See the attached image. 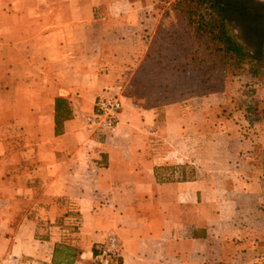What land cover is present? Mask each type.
<instances>
[{
  "label": "crops",
  "instance_id": "crops-1",
  "mask_svg": "<svg viewBox=\"0 0 264 264\" xmlns=\"http://www.w3.org/2000/svg\"><path fill=\"white\" fill-rule=\"evenodd\" d=\"M152 9L0 0V264H97L108 234L110 264H249L264 168L238 127L201 99L122 94L138 74L158 88ZM100 91L122 103L107 136L85 124Z\"/></svg>",
  "mask_w": 264,
  "mask_h": 264
},
{
  "label": "rangeland",
  "instance_id": "rangeland-1",
  "mask_svg": "<svg viewBox=\"0 0 264 264\" xmlns=\"http://www.w3.org/2000/svg\"><path fill=\"white\" fill-rule=\"evenodd\" d=\"M144 1L152 4L151 18L157 19L153 21L154 24L151 27L153 36L149 49L176 52L180 50L179 47L188 43V32L185 35L184 20H181L184 11L180 13L176 10V5L184 3V0ZM258 1L264 3V0ZM231 25L234 26L233 22ZM142 32L144 35V28ZM229 33L242 47L241 51L249 55L248 58L241 57L242 60H240L243 62L238 64L237 68L234 67L231 70L228 60L223 59L221 52L216 51L215 47L219 44L215 41L201 40L199 42L197 39H190L195 48L199 46L195 53L202 58V62L207 59L206 55H211L208 60L221 61L222 59L224 62L222 65H226L227 69L219 67L218 64L216 65L218 66L216 73H206L207 70L203 69L202 72L205 73L187 74L182 78L179 75H170V82L159 81L153 77L151 83L158 88L151 93L148 92L146 96L152 99L148 100L149 103L150 101L159 103L162 101V96L171 95L172 92L179 93L181 91L180 86L184 85L182 86L184 87L183 90L187 92H183L181 98L201 99L197 100L201 101V107H208L209 109H202L203 113L231 120L238 127L241 136L247 141L248 150L254 152L252 157L250 156V161L255 160L264 168V58L258 49V37L251 32L246 33L244 30L237 32L234 27H229ZM166 38L175 40L168 43ZM179 38L181 39L179 40ZM159 85L160 87L163 85V91L159 89ZM174 86L175 88H173ZM165 87L170 89L165 91ZM255 222L258 223V226H253L254 222L250 223V226L258 227L263 232L258 239L256 238L254 242L248 244V248L252 250L250 249V254L248 258L244 259V262L264 264V217L257 218Z\"/></svg>",
  "mask_w": 264,
  "mask_h": 264
},
{
  "label": "trees",
  "instance_id": "trees-1",
  "mask_svg": "<svg viewBox=\"0 0 264 264\" xmlns=\"http://www.w3.org/2000/svg\"><path fill=\"white\" fill-rule=\"evenodd\" d=\"M253 1L254 0H184V3H181L180 5L177 4L178 6L176 5V10L178 12L180 11V13H183V11L185 13V15L183 13L181 20H184L183 28L185 35L186 32H188V43L183 44V47L178 46L180 50H177L176 52H173L172 50L166 52L159 49L154 51V48L150 49L148 55L149 58H144L142 65L153 66L154 68L158 67L157 71L159 72H156L152 77L163 82H170V75H179L182 78L187 74L205 73L202 72L203 69L207 70L206 73H216L218 67L216 65L218 64L220 65L219 67L227 69L226 65H222V63H224L222 59L221 61L208 60L211 55H206L207 59H205V62H202V58L198 57L195 53L199 46H196L195 48L190 40L197 39L199 42L201 40H211L218 43L219 46L215 47L216 51L221 52L222 58L228 60L231 70L234 67L237 68L238 64L243 62L241 61V57L244 56L248 58L249 55H246L241 51L242 47L229 33V27H234L235 29V25H231L232 19L235 16L242 15V17L247 20H250L253 16L248 15L247 11L244 10L233 11L231 9H239ZM180 39L181 38H179V40ZM166 40L170 43L175 39L172 40L171 38H166ZM179 69L184 72L178 73L170 71H176ZM168 70L170 72H168ZM138 75V77L135 78L137 83H134V80L129 88L127 87L122 90L123 93L131 96H144L145 94L147 95L148 92L151 93V91L155 90L154 88L152 89L146 86V75ZM182 86L184 85L180 86L181 91H179V93L172 92L173 94L171 95L164 93L165 95L163 96L164 99L162 101L171 102L178 98L180 99L183 94L187 92H184V87ZM173 88H175V86ZM169 89H165V91Z\"/></svg>",
  "mask_w": 264,
  "mask_h": 264
},
{
  "label": "built area",
  "instance_id": "built-area-1",
  "mask_svg": "<svg viewBox=\"0 0 264 264\" xmlns=\"http://www.w3.org/2000/svg\"><path fill=\"white\" fill-rule=\"evenodd\" d=\"M122 103L119 95L110 91L96 93L93 101V111L85 120L91 133L107 136L113 133ZM118 241L113 234H108L101 246L96 248L93 260L97 264H110L117 251Z\"/></svg>",
  "mask_w": 264,
  "mask_h": 264
},
{
  "label": "flooded vegetation",
  "instance_id": "flooded-vegetation-1",
  "mask_svg": "<svg viewBox=\"0 0 264 264\" xmlns=\"http://www.w3.org/2000/svg\"><path fill=\"white\" fill-rule=\"evenodd\" d=\"M228 8V7H227ZM263 12L264 4L262 1L254 0L253 2L240 7L239 9H231L233 11L244 10L247 11L248 15H252L253 17L250 20L245 19L241 16H235L232 19L233 24L235 25V30L237 32L244 30L246 33L251 32L253 35L258 37V49L261 55L264 58L263 52V44H264V16H256L254 11ZM242 29V30H241Z\"/></svg>",
  "mask_w": 264,
  "mask_h": 264
},
{
  "label": "water",
  "instance_id": "water-1",
  "mask_svg": "<svg viewBox=\"0 0 264 264\" xmlns=\"http://www.w3.org/2000/svg\"><path fill=\"white\" fill-rule=\"evenodd\" d=\"M254 11V14L256 16H264V11L263 12H257L256 10L252 9ZM263 52H264V44H263Z\"/></svg>",
  "mask_w": 264,
  "mask_h": 264
}]
</instances>
